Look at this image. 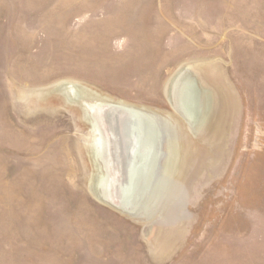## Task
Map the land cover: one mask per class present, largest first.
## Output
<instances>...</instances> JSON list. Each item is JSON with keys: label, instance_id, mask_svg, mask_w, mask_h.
I'll use <instances>...</instances> for the list:
<instances>
[{"label": "rangeland", "instance_id": "1", "mask_svg": "<svg viewBox=\"0 0 264 264\" xmlns=\"http://www.w3.org/2000/svg\"><path fill=\"white\" fill-rule=\"evenodd\" d=\"M0 264H264V0H0Z\"/></svg>", "mask_w": 264, "mask_h": 264}, {"label": "bare ground", "instance_id": "2", "mask_svg": "<svg viewBox=\"0 0 264 264\" xmlns=\"http://www.w3.org/2000/svg\"><path fill=\"white\" fill-rule=\"evenodd\" d=\"M79 86V85H78ZM85 91H86V89H84ZM82 92V91H81ZM83 93V92H82ZM90 94V93H89ZM92 94H93V90H92ZM91 94V95H92ZM95 95V94H94ZM101 98V97H100ZM94 99H97V97H95ZM101 100H102V98H101ZM109 100V99H108ZM112 101V100H111ZM113 101H115V99L113 100ZM224 102V101H223ZM222 102V103H223ZM126 103V102H125ZM129 104V103H128ZM141 110V109H140ZM152 111V110H151ZM153 117H154V115H153ZM145 120V119H144ZM164 120V119H163ZM153 121H154V119H153ZM150 122V121H149ZM158 122V121H157ZM160 122V121H159ZM162 122V121H161ZM156 124V123H155ZM173 124V123H172ZM93 125V124H92ZM145 125V124H144ZM175 125V124H174ZM162 126H163V124H162ZM147 127H148V125H147ZM159 127V126H158ZM146 128V127H145ZM144 128V129H145ZM169 128V127H168ZM178 128V127H177ZM217 128L218 127H216V130H217ZM94 130V129H93ZM169 130V129H168ZM185 130V129H184ZM145 131V130H144ZM150 131V130H149ZM97 132V131H96ZM97 136V135H96ZM96 138V137H95ZM94 138V139H95ZM97 139H99V138H97ZM184 139H185V141L187 140L186 139V137H183L182 138V141H183V144H184ZM160 140V139H159ZM96 141V140H95ZM98 142V141H97ZM161 142V141H160ZM170 145V144H169ZM171 146V145H170ZM186 146V145H185ZM155 150V149H154ZM188 151V150H187ZM181 153V155H180V159H179V164H178V166H179V168H178V170L179 169H181V168H183L182 166L184 165V163H186V157H187V159H188V156L189 155H185L184 154V152L183 151H181L180 152ZM189 153V152H188ZM155 154H156V152H155ZM187 154V153H186ZM186 157H185V156ZM158 157V156H157ZM182 170V169H181ZM177 171V170H176ZM179 175V174H178ZM181 181H182V178L180 177V176H177V179H175L169 186H168V189L170 190V193L172 194L173 192H176V188H178L180 185L179 184H181ZM166 188V187H165ZM98 194V193H97ZM144 204V203H143ZM144 210V209H143Z\"/></svg>", "mask_w": 264, "mask_h": 264}]
</instances>
